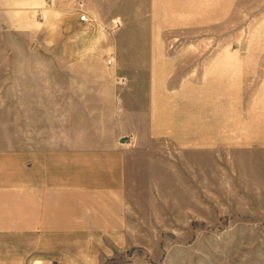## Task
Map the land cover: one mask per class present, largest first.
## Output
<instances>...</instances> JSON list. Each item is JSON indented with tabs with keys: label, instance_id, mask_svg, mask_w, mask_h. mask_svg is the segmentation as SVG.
<instances>
[{
	"label": "crops",
	"instance_id": "obj_1",
	"mask_svg": "<svg viewBox=\"0 0 264 264\" xmlns=\"http://www.w3.org/2000/svg\"><path fill=\"white\" fill-rule=\"evenodd\" d=\"M232 2L149 0V37L125 39L118 0H0V264H139L117 259L156 221L143 191L160 161L264 141V120L240 119L258 55L225 45L176 82L165 37Z\"/></svg>",
	"mask_w": 264,
	"mask_h": 264
},
{
	"label": "rangeland",
	"instance_id": "obj_2",
	"mask_svg": "<svg viewBox=\"0 0 264 264\" xmlns=\"http://www.w3.org/2000/svg\"><path fill=\"white\" fill-rule=\"evenodd\" d=\"M112 9L123 16L110 32L120 28L117 33L121 31L125 39L149 37V0H118ZM229 9L222 21L167 31L165 37L169 50L181 54L176 82L193 69L200 71L205 58L225 45L258 55V74L245 79L241 94L240 119L250 123L242 127L245 133L253 126L263 128L259 123L264 120V0H233ZM132 48L125 47L126 52ZM0 116L5 118L4 135L7 110ZM188 152L187 159L176 152V161H185V166L168 170L163 160L155 167L159 179L154 186L159 188L143 191L145 202H153L143 211L156 221L142 223L145 236L130 239L132 245L117 261L264 264V141L213 144Z\"/></svg>",
	"mask_w": 264,
	"mask_h": 264
},
{
	"label": "built area",
	"instance_id": "obj_3",
	"mask_svg": "<svg viewBox=\"0 0 264 264\" xmlns=\"http://www.w3.org/2000/svg\"><path fill=\"white\" fill-rule=\"evenodd\" d=\"M52 2V0H50ZM81 20H90V18L88 17L87 13L81 14L80 16ZM119 25V21L116 22V25L114 28L118 27ZM112 59H109V62H111Z\"/></svg>",
	"mask_w": 264,
	"mask_h": 264
}]
</instances>
